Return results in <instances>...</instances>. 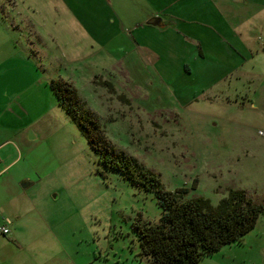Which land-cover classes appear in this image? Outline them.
I'll return each mask as SVG.
<instances>
[{
	"label": "rangeland",
	"instance_id": "rangeland-1",
	"mask_svg": "<svg viewBox=\"0 0 264 264\" xmlns=\"http://www.w3.org/2000/svg\"><path fill=\"white\" fill-rule=\"evenodd\" d=\"M174 1L0 0V25L31 43L47 75L70 83L109 143L165 191L216 206L242 190L264 205V0H184L180 9L206 13L187 31L143 23L175 13ZM40 131L3 179L30 183L31 206L50 204L45 247L81 264H145L135 227L159 223L154 194L104 168L63 111ZM252 232L255 250L231 264H264L263 222Z\"/></svg>",
	"mask_w": 264,
	"mask_h": 264
},
{
	"label": "crops",
	"instance_id": "crops-1",
	"mask_svg": "<svg viewBox=\"0 0 264 264\" xmlns=\"http://www.w3.org/2000/svg\"><path fill=\"white\" fill-rule=\"evenodd\" d=\"M183 2L184 0L174 1L172 7L175 13L172 14L170 11L147 13L143 23L156 19L165 25L164 28L150 27L161 32L168 29L187 31L196 15L204 18L206 13L194 12L192 8L180 9ZM177 11L182 13L178 14ZM226 17L230 16L226 14ZM110 23L113 24L114 21L111 20ZM231 25L233 28L241 27L233 22ZM250 25L252 18L247 23V29ZM9 32L8 25H0V228L4 224V218L11 222L8 233H0V264H81L73 258L67 259L63 251L45 247L44 240L48 234L44 231V224L46 217H51L50 204L44 203L41 210L31 206L24 199L23 190L30 183L22 182L23 188H20L19 180L13 177H9L8 181L3 179L21 160L28 157L30 142L41 138L39 134L43 122L49 121L53 111H63L49 87L53 77L51 74L47 75L45 69L36 62L31 43L19 44L17 37ZM51 96L55 103H52ZM260 220H257L252 230L259 222L264 225V219ZM252 230L242 237L236 247L232 244L225 246L202 259L199 264H231L232 261L236 262L237 254H242L244 250L253 252L255 242L251 237ZM261 252L264 255V247Z\"/></svg>",
	"mask_w": 264,
	"mask_h": 264
},
{
	"label": "trees",
	"instance_id": "trees-1",
	"mask_svg": "<svg viewBox=\"0 0 264 264\" xmlns=\"http://www.w3.org/2000/svg\"><path fill=\"white\" fill-rule=\"evenodd\" d=\"M49 87L103 167L154 194L161 209L159 223L139 222L135 227L139 258L145 264H199L223 247L240 243L264 215V205L254 203L242 190H229L216 206L203 198L187 199L186 189L165 191L155 174L109 143L70 83L51 80Z\"/></svg>",
	"mask_w": 264,
	"mask_h": 264
},
{
	"label": "built area",
	"instance_id": "built-area-1",
	"mask_svg": "<svg viewBox=\"0 0 264 264\" xmlns=\"http://www.w3.org/2000/svg\"><path fill=\"white\" fill-rule=\"evenodd\" d=\"M4 220V224H3V226L0 228V233L2 234V235H6L7 233H8V226L10 225V220L9 219H7V218H4L3 219Z\"/></svg>",
	"mask_w": 264,
	"mask_h": 264
},
{
	"label": "water",
	"instance_id": "water-1",
	"mask_svg": "<svg viewBox=\"0 0 264 264\" xmlns=\"http://www.w3.org/2000/svg\"><path fill=\"white\" fill-rule=\"evenodd\" d=\"M148 26H154L159 28H164L165 25L160 24V21H157L156 19H151L146 23Z\"/></svg>",
	"mask_w": 264,
	"mask_h": 264
}]
</instances>
